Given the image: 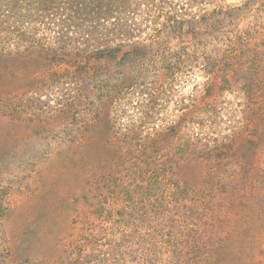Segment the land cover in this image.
Returning a JSON list of instances; mask_svg holds the SVG:
<instances>
[{"label":"rangeland","instance_id":"1","mask_svg":"<svg viewBox=\"0 0 264 264\" xmlns=\"http://www.w3.org/2000/svg\"><path fill=\"white\" fill-rule=\"evenodd\" d=\"M186 14L76 82L3 63L0 264H264V0Z\"/></svg>","mask_w":264,"mask_h":264},{"label":"trees","instance_id":"2","mask_svg":"<svg viewBox=\"0 0 264 264\" xmlns=\"http://www.w3.org/2000/svg\"><path fill=\"white\" fill-rule=\"evenodd\" d=\"M213 1L0 0V81L3 63L13 56L23 59L39 54L48 66L59 68L73 82L81 73L89 74L105 64L119 61L124 67L129 62L144 61L149 52L147 44L139 41L143 29L154 38L164 32L182 35L186 23L197 31L200 17L186 13L196 7L203 12ZM184 54L189 55L185 49ZM43 67L47 65H40ZM253 75L248 74L246 80L251 82ZM223 79L229 83L226 76ZM250 88L249 84L244 92L248 102L254 96ZM260 108L264 109V104ZM6 196L7 191L0 189V214L6 210Z\"/></svg>","mask_w":264,"mask_h":264}]
</instances>
